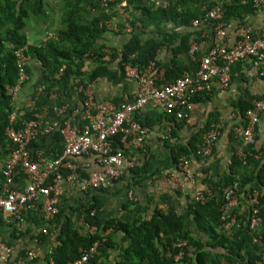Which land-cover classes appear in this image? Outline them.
Segmentation results:
<instances>
[{
    "label": "trees",
    "instance_id": "trees-1",
    "mask_svg": "<svg viewBox=\"0 0 264 264\" xmlns=\"http://www.w3.org/2000/svg\"><path fill=\"white\" fill-rule=\"evenodd\" d=\"M126 1L135 14L131 23L133 31L129 34H117L125 36V39L119 47L113 48L102 43L104 35L110 32L99 26L105 16L96 0H63L58 23L65 29L56 31V39L35 46L27 44L23 30L29 17L40 20L48 17L46 0H0V97L3 100L0 111V149L10 151L12 148L4 133L12 111L5 88L15 84L17 68L14 52L19 48L26 47L29 57L38 61L43 69L42 96L48 97L55 88L63 92L81 88L82 102L83 90L96 79H105L114 86L122 82L125 79V65L143 70L148 63L154 62L156 68L164 69L166 82H172L185 73L195 72L203 55L196 53L191 57L189 49L192 43H200L202 38L201 30L189 31L192 29L190 24L192 20L201 17V5L210 8L218 3H208V0H158L161 3L156 6V0ZM222 5L223 21L227 23L233 10ZM177 29L181 31L175 32ZM161 51L171 55L167 63L157 60ZM181 56L186 59L183 65L180 62ZM86 61L92 62L93 68L83 69ZM113 63L115 69H112ZM60 69V76L56 78ZM27 73L29 74L28 69ZM200 95L194 96L192 103ZM262 99L264 93L239 100L237 108L241 117L244 118L253 101ZM32 114L33 112H28L22 119H29ZM148 116L149 122L145 119ZM148 116L143 118L135 113L134 118L141 126L149 129L162 122L169 124V131L163 142L170 149L169 159L175 171L178 160L182 157L199 160L197 151L202 135L218 123V115L210 114L202 127L198 131H191L182 142L177 135L180 129L186 127L182 115L179 117L177 113L163 114L148 109ZM19 125L17 122L16 127ZM115 143L118 144L117 139ZM238 143L236 140V144ZM29 149L42 151L48 157L58 156L63 151L62 137L58 132L51 136L37 137ZM88 156L95 161L92 154ZM158 170L146 159L139 167L130 169L115 182L124 178L127 181L129 176L128 186H139L146 180L157 177L160 173ZM78 173L82 177L88 175L79 170ZM202 183L206 190L211 191L210 198L206 203L200 204L186 196L189 200L186 213L153 209L148 217L138 216L129 221L101 218L99 211L103 206L104 190L100 189L81 193V198L74 206L59 211L51 222H45L37 210H31L22 216L21 221H5V224L18 233L23 224H26L33 228L34 239L39 242L52 237L54 246L44 257V264L48 263L49 258L54 264L72 263L80 257L82 250L102 239L104 241L98 254L84 264H98L101 258L109 259L110 251H116L117 255L109 264H174V257L180 251L181 264H256L260 249L252 243L247 225L241 223L239 227L234 226L230 233H226L220 217L225 191L235 183L239 203L233 212L237 218L246 220L247 212H238L246 204L247 193L252 190L259 193L260 216L264 217V163L247 157L246 163L242 164L234 155L233 149L228 170L216 179L205 175ZM131 205L134 203L127 201L122 207L127 209ZM76 219H82L84 224L96 227V232L92 235L84 234L83 227L76 224ZM106 230L109 233L103 236ZM26 232L30 230L27 229ZM115 235L120 236L118 242L113 240ZM261 239L264 243V231H261ZM182 242L185 243L183 247L176 246ZM11 258L8 264H18L16 257L14 260Z\"/></svg>",
    "mask_w": 264,
    "mask_h": 264
},
{
    "label": "built area",
    "instance_id": "built-area-1",
    "mask_svg": "<svg viewBox=\"0 0 264 264\" xmlns=\"http://www.w3.org/2000/svg\"><path fill=\"white\" fill-rule=\"evenodd\" d=\"M104 13V20L99 26L113 34H129L133 31L131 23L134 13L126 0H96ZM254 9L264 8V0H249ZM156 6L161 2L156 0ZM201 17L191 21V27L201 29L202 37L213 35L214 43L208 52L201 56L194 73H185L172 82H166L164 69L156 68L150 62L143 70L129 65L124 66L125 78L135 81L136 94L131 101H123L118 105L98 102L94 99L91 85L83 90L84 100L81 120L82 126L61 120L64 108H58L50 122L42 123L37 114L29 119H17L18 94L22 86L28 82V64L31 60L27 48L15 50L17 78L15 84L5 88L12 109L5 136L12 144L7 158L0 166V215L8 221H21L22 216L31 210H39L46 222H51L59 214V200L64 189L87 193L89 190H105L114 184L127 169L125 150L142 148L149 129L141 126L134 118L135 113L146 109L156 110L163 114L177 113L187 119L193 108L192 98L196 95L211 92L213 81L222 91H226L231 82L232 67L243 61H252L258 70L259 77H264V37L255 36L249 27L243 28L242 36L234 43L228 41V24L223 21L222 3L211 8H204ZM56 39L54 32H46L39 44ZM197 44L193 43L189 54L193 56ZM60 72L56 75L59 78ZM162 82L161 84H158ZM39 87L38 92H43ZM264 113V99L253 101L252 107L244 114V125L233 129L234 138L239 141L234 155L242 163L251 157L250 147L255 141V130L260 116ZM17 122L19 126L16 127ZM220 125L217 123L201 137L197 155L201 160L209 157L220 136ZM169 131V129H168ZM167 131V132H168ZM58 132L63 141V151L55 157H48L42 152H31L29 147L37 137L51 136ZM165 136H161L164 138ZM117 139V143H115ZM92 154L102 168V172H91L86 177L78 173L73 160ZM177 174H171L179 189L191 184V199L195 203L204 204L210 198L211 191L197 188L196 179L202 180L205 174L194 173L190 160L182 157L177 163ZM259 193L249 191L246 198V220L241 221L233 212L238 206L239 195L237 184L225 191L224 204L221 207L223 231L230 233L234 226L247 225L252 243L260 249L256 264H264V243L261 229L264 228V217L260 216ZM128 198L135 201L132 191ZM84 234H94L96 227L83 223ZM45 232V231H44ZM109 230L103 232L108 235ZM101 241H95L88 249L82 250L80 257L69 264H84L98 254ZM184 242L177 244L183 247ZM50 253V252H49ZM13 248L0 241V264H8ZM35 258L33 251L18 257V264H26ZM182 252L174 257V264H181ZM47 264H54L49 258Z\"/></svg>",
    "mask_w": 264,
    "mask_h": 264
},
{
    "label": "crops",
    "instance_id": "crops-1",
    "mask_svg": "<svg viewBox=\"0 0 264 264\" xmlns=\"http://www.w3.org/2000/svg\"><path fill=\"white\" fill-rule=\"evenodd\" d=\"M211 2L222 3L233 10V15L227 22L229 26L227 30L229 43H234L242 36L244 27H249L255 36L264 37V8H252L249 0H208V3ZM50 7L51 5L47 6L48 17H44L41 20L33 17L27 19L23 33L28 45H39L46 33L45 29H49L47 27L52 26L51 30L47 32L54 33L58 29H65V27L60 26L58 23V14L55 17H51L53 15V8L50 14ZM206 7L207 5H201L200 10L202 11ZM191 28L189 31L193 30L198 32L197 30H201ZM179 31L181 29L175 30V32ZM114 37L118 39L117 41L121 42L125 39V36L107 33L104 35L102 43L116 48L113 45ZM201 38L202 41L196 43V53L205 55L213 46L214 39L213 35L209 34V32L206 37H202L201 34ZM189 56L191 55L189 54ZM170 58L171 55L165 51H161L157 55V60L162 63H167ZM180 58V62H183V65L186 59L182 56ZM88 68H93V63L90 61L84 62L83 69L86 70ZM112 69H115V63H113ZM28 71L29 80L22 86L16 102L19 108L17 111V119H22V116L28 112H33V114H37L40 117L42 123H46L53 120L58 108H64L66 112L61 117V120H66L69 123L80 126L83 123L81 120L83 111L81 88L78 90H67L66 92L55 88L51 90L48 97L42 96L43 92H38L39 87L42 86L44 81L43 69L40 63L31 59L28 64ZM263 78L259 77L258 70L252 61L239 62L232 67L231 82L226 91H222L218 83L213 81L211 92L200 95L197 101L193 103V108L188 118L185 119L186 127L177 132L179 141L183 142L191 131H198L210 117V114L218 115L217 121L221 127L220 136L211 155L204 160L200 158L199 160L190 159V167L194 173H200L202 171L209 178L216 179L228 170L232 150L234 149L235 151V146L237 145L236 139L233 136V129L237 126L244 125V118L241 117L237 103L239 100L243 98L247 99L249 96L255 97L262 95L264 93ZM89 85H91L96 101L112 105H118L123 101H131L137 91L135 81L127 78L115 86L101 78L96 79ZM2 102L3 100L0 97V111L2 110ZM114 102L117 103L114 104ZM136 114L145 118V116H148V109ZM145 119L148 122L150 121L149 116ZM168 129V123L162 122L159 125H155L149 129L142 148H128L125 150L127 173L130 169L136 166L139 167L146 159H149L153 163V167L159 169L158 171L160 173L157 177H154L152 180H146L139 186H128L130 182L128 175L126 178L127 181L124 180L125 178L117 182L114 181L112 187L105 189L102 195L103 206L99 211L101 218H118L129 221L138 216L148 217L153 209H169L178 213H186L189 203L186 196L191 198L192 188L191 184L187 183L182 189H179L176 182L171 178V174H174L176 171L170 163V149L163 142L166 137L161 138L163 135L166 136ZM31 152L35 153L36 150H32ZM250 152L252 159L260 160L261 163H264V113L260 116L259 123L256 126L255 141L250 147ZM8 154L9 151L7 149H0V166H2ZM74 160L73 163L81 173L102 172V168L88 155ZM196 181L198 189L202 191L206 190L202 180L196 179ZM127 190H131L133 195H135V201L128 198ZM81 196V193L76 190L68 191L64 189L59 200V211L61 212L74 206ZM127 201L134 203V205L124 209L122 205ZM241 207V210L238 212L239 214L246 211L245 204ZM37 211L39 212V210ZM5 221L8 222V220L3 219L0 215V241L13 248L11 259L14 260L15 257L18 259V257L22 256L20 253L24 254L28 251H33L35 258L26 264H44V257L54 246L52 237L44 242H39L34 239L35 232L33 228H29L26 224H23L20 233H18L8 227ZM76 224L84 227L79 219H76ZM27 229L30 232H26ZM261 230L264 231V228ZM119 238V235H115L113 240L118 242ZM110 255L111 257L109 259L101 258L98 264H109L110 260L116 257L117 252L110 251Z\"/></svg>",
    "mask_w": 264,
    "mask_h": 264
},
{
    "label": "rangeland",
    "instance_id": "rangeland-1",
    "mask_svg": "<svg viewBox=\"0 0 264 264\" xmlns=\"http://www.w3.org/2000/svg\"><path fill=\"white\" fill-rule=\"evenodd\" d=\"M46 2H47V5H51V7L49 8L50 14H51L52 8H53V15L51 17H55V16H57V14L58 15L60 14V10L63 7V0H46ZM47 28H49V29H45L46 30L45 32L51 30L52 26L47 27ZM115 35H117V34H115ZM117 40L118 39L115 38V40L113 42L114 43L113 45H115L114 47H119L123 43V42L117 41Z\"/></svg>",
    "mask_w": 264,
    "mask_h": 264
}]
</instances>
